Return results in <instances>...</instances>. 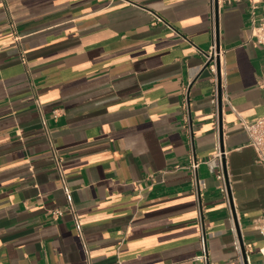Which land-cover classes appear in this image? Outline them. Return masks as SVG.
Instances as JSON below:
<instances>
[{"label":"crops","instance_id":"obj_1","mask_svg":"<svg viewBox=\"0 0 264 264\" xmlns=\"http://www.w3.org/2000/svg\"><path fill=\"white\" fill-rule=\"evenodd\" d=\"M253 3L219 0L221 147L214 0H0V264H203L194 162L209 264L243 263L234 216L264 263V170L243 126L264 117ZM52 147L88 254L69 213L51 218L66 205ZM219 149L228 200L207 165Z\"/></svg>","mask_w":264,"mask_h":264},{"label":"built area","instance_id":"obj_2","mask_svg":"<svg viewBox=\"0 0 264 264\" xmlns=\"http://www.w3.org/2000/svg\"><path fill=\"white\" fill-rule=\"evenodd\" d=\"M259 4H254L252 6L251 12V42L258 47L264 48V0H258ZM258 5L262 6L263 14L260 17H257L256 10L258 9ZM215 30H214V43L211 47L209 56L207 58V71L209 72L212 78L213 90H212V104L214 107V116L216 120H219V70L218 64L221 68L220 54L217 51V45L215 41ZM221 99L224 100V94L222 91L221 84ZM228 102V101H227ZM38 103V101H37ZM229 103V102H228ZM39 105V104H38ZM54 119L58 118V114L55 111L53 113ZM41 124L48 134V124L46 118L43 116L41 120ZM243 126L249 137V146L255 150L257 156V162L262 166L264 170V117L253 122V123H243ZM51 159L54 162L55 169L60 177L61 182V190L63 191L66 198V205L64 208H59L50 211L51 218L53 220L60 219L65 213H69L72 217L74 229L81 239L83 243V248L88 254V246L83 237V226L80 222L78 213L75 207V201L73 196V191L69 187L67 179L64 175L63 171V163L62 159L58 154V151L52 147L51 150ZM225 153L219 149L215 157L207 163L210 167L212 173L215 174L218 182H219V190L225 195L228 200V184H227V174L225 170ZM199 164L197 162L192 163L191 171L193 173V193L195 194L198 202V213H199V225L201 229V245H202V255L200 256V260L203 264H209L208 258V250H207V238L205 231L203 229V221H202V198L203 193L206 190V184L204 181L200 180L197 171ZM229 203V202H228ZM255 228L261 234L264 241V215L258 217L255 221ZM237 249L240 251V243L237 241L236 243ZM262 255L264 256V248L261 250ZM90 264V263H88ZM242 264H252L249 258L246 261L243 260ZM264 264V263H263Z\"/></svg>","mask_w":264,"mask_h":264},{"label":"water","instance_id":"obj_3","mask_svg":"<svg viewBox=\"0 0 264 264\" xmlns=\"http://www.w3.org/2000/svg\"><path fill=\"white\" fill-rule=\"evenodd\" d=\"M214 5H215V32H216V35L218 36V34H219V0H214ZM206 68H207V66L204 68V70ZM218 70H219V74H218V78H219V135H220V143H221V147H222L223 128H222V99H221V68H220L219 64H218ZM234 220H235V228H236L237 235L239 238V243H240V248H241L243 260L246 261V259H247L246 251H245V248L243 246V240L241 238V233L239 232L238 224H237L235 216H234Z\"/></svg>","mask_w":264,"mask_h":264}]
</instances>
